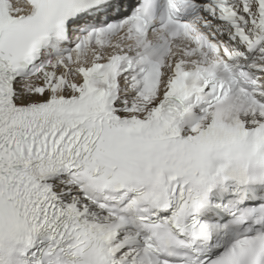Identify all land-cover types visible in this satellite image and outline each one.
Listing matches in <instances>:
<instances>
[{"label": "snow or ice", "instance_id": "6c2138e0", "mask_svg": "<svg viewBox=\"0 0 264 264\" xmlns=\"http://www.w3.org/2000/svg\"><path fill=\"white\" fill-rule=\"evenodd\" d=\"M0 264H264V0H0Z\"/></svg>", "mask_w": 264, "mask_h": 264}]
</instances>
